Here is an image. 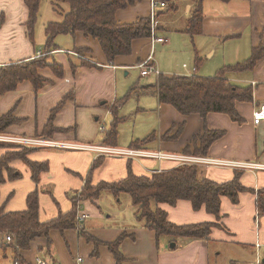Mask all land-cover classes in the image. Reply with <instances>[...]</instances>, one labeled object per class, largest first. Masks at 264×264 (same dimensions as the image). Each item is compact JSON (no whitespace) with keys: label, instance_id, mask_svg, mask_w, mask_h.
<instances>
[{"label":"crops","instance_id":"crops-1","mask_svg":"<svg viewBox=\"0 0 264 264\" xmlns=\"http://www.w3.org/2000/svg\"><path fill=\"white\" fill-rule=\"evenodd\" d=\"M175 4L178 5L176 11L158 19L161 29L156 36L165 39L166 43L152 45L149 39L134 40L131 54L116 57L111 64H108L96 40L82 33L56 36V50L50 53L48 61L62 66V77L55 75L50 68L40 69L38 73L46 82L37 92L29 81H23L14 91L0 95V117L12 113L20 120L3 135L107 147L102 141L114 118L110 108L118 102L116 118L122 121L118 125L115 148L134 149L130 147L133 142L155 134L156 139L152 143L135 150L192 155L203 134V119L196 114L181 115L173 107L160 104L151 88L159 76L214 77L223 68L247 61L253 49L264 48V0H204L202 32L193 38L181 32L190 17L191 3L176 0ZM151 5V0H146L118 10L115 20L124 25L149 18ZM163 10L160 8L157 12L162 13ZM180 11L185 14L182 19L177 16ZM39 17L34 40L30 41L25 27L27 10L24 0H0V68L43 55L44 27L53 16L42 21ZM39 23L43 29L38 31ZM41 45L43 48L39 52L36 48ZM156 53L179 57L182 64L164 66L156 58ZM150 54L160 73L150 75L155 76L154 82L137 83L127 91L122 89V80L131 71L139 70L137 66ZM82 61L90 66H83ZM183 65H186L185 69ZM193 68L195 72L191 73ZM225 76L235 86L250 87L253 100L252 103H236V110L243 120L241 124L224 114L207 115L205 126L222 131L224 135L211 145L206 158L238 163L257 160L260 163L255 164L264 165L259 160L264 161V151L260 149L264 144V121L258 125L253 123V113L264 106V56L252 69L227 72ZM139 78L143 77L139 74ZM65 98L53 119V126L59 131L49 138L44 137L42 133L50 112ZM129 101H132L128 106L131 110L125 113L124 107ZM101 126L104 131H100ZM121 133L124 134L122 142ZM165 135L177 138L161 140ZM34 148L27 155V160L46 164L48 168L40 173L36 184L25 163H11L19 178L0 184V207L4 214L23 212L27 210V196L37 190L38 220L42 224L71 211L69 196L76 192L79 194L87 179L95 187L124 179L128 165L137 176L168 171L177 166V162L169 160L158 162L55 147ZM100 156L101 165L91 173L93 162ZM199 166L205 171L204 177L218 184L233 180L236 171ZM239 172H242L239 182L246 191L239 193L237 204H232L226 197L220 199V227L212 229L206 240L184 239L182 246L175 241L171 248V240L167 237L157 239L154 232L137 219L127 195L122 194L116 199L109 191H102L98 198L78 203L76 217H87L75 230H52L48 238H37L26 251L16 253L8 247L11 254H1L0 264H37L38 261L45 264H117L106 246L121 236L124 237L119 251L125 259L121 264H262L264 216L257 210V193L264 190V170ZM159 207L167 213L168 221L177 226L216 223L215 217L204 209L194 211L187 201H178L173 207ZM87 237L95 239L97 244L88 241ZM212 243L215 246H210ZM9 245L4 242V246ZM95 246H98L97 250ZM224 251L229 256L224 257Z\"/></svg>","mask_w":264,"mask_h":264},{"label":"trees","instance_id":"trees-1","mask_svg":"<svg viewBox=\"0 0 264 264\" xmlns=\"http://www.w3.org/2000/svg\"><path fill=\"white\" fill-rule=\"evenodd\" d=\"M143 1L146 0H49L51 9L56 13L59 21H50L44 27L46 41L43 55L28 62L10 64L0 68V95L14 91L23 81H29L37 92L46 82L38 73L40 69L50 68L55 75L62 77V66L52 60L48 61L50 53L56 50L54 39L58 35L74 36L76 33H82L85 37L96 40L108 64L113 63L116 57L130 55L134 40L151 37V19L150 17L143 18L132 24L120 25L115 20V13ZM156 1L165 5L162 8L164 9L162 13L156 11L157 34L161 29L159 17L170 15L171 11L178 9V5L175 4L176 0ZM187 1L191 3L192 11L181 32L193 38L202 32V2L204 0ZM220 1L227 2L229 0ZM40 4L41 0H24L27 10L25 27L30 41L34 40V30L41 9ZM262 56H264V48H255L247 61L223 68L214 77H158L155 86L151 89L160 104L169 105L184 116L196 114L204 121L203 134L199 137V147L193 153L195 156L206 158L211 145L224 135L222 131L210 130L205 126L208 114H224L235 123L243 122L236 110V103H252L251 88L235 86L228 82L225 75L227 72L237 73L252 69ZM81 64L90 66L83 61ZM66 99L50 112L49 121L42 133L44 137L49 138L59 131L53 126V119ZM117 106L118 102L110 108L114 118L102 141L103 145L109 147L116 146L117 128L122 121L116 118ZM18 123L20 120L16 119L12 113L0 117V135ZM176 138V136L165 135L160 139L168 141ZM155 139L156 135L152 134L143 140L133 142L130 147L139 149L152 143ZM6 145L12 144L0 142V184L19 178V175L11 168V163L14 161L25 163L31 172V179L37 184L40 173L48 167L46 164L27 160V155L36 148L22 145L7 147ZM185 153L188 151L186 150ZM101 163L102 156L93 162L91 173ZM204 172L200 166L180 164L168 171H155L137 176L128 165L126 177L117 183H102L93 187L87 179L79 194L76 192L69 196L72 203L71 211L43 224L38 220V191L35 190L27 196V210L23 212L4 214V209L0 207V249L4 250L10 247L16 253L26 251L37 238H48L52 230L60 232L75 230L77 228L76 209L78 203L82 200L96 199L102 191H109L116 199L122 194L127 195L130 198L131 206L135 209L137 219L147 229L154 232L157 239L167 237L171 239L172 243L177 239L206 240L210 237L212 229L220 227L218 225L222 217L220 199L226 197L232 204H237L239 193L245 192L246 188L239 182L242 172L235 171L233 180L222 184L204 177ZM178 201L189 202L194 211L204 209L206 213L215 217L216 223L184 226L170 223L167 213L159 206L173 207ZM257 210L264 216V190L257 193ZM79 233L82 234V232ZM4 236H9L14 244L10 243L11 245L4 246L2 241ZM123 237L121 236L116 242L106 246L117 264H121L125 260L119 251V244ZM87 240L97 244V241L91 237H87ZM95 247L97 250L98 246ZM96 250L94 255H96ZM17 258L16 256V260Z\"/></svg>","mask_w":264,"mask_h":264},{"label":"built area","instance_id":"built-area-1","mask_svg":"<svg viewBox=\"0 0 264 264\" xmlns=\"http://www.w3.org/2000/svg\"><path fill=\"white\" fill-rule=\"evenodd\" d=\"M151 10H150V19H151V32L152 35L149 38L151 44L155 43H166L165 39L159 38L156 36V28L158 26V21L156 20V11L160 8H164V3L157 2L156 0H151ZM184 69L186 65L182 66ZM140 72L141 77H145L151 74L159 75L157 68L154 66L152 56H150L141 64L137 66ZM195 69L191 70V73H194ZM264 121V106L260 107L253 113V123L255 125L260 124ZM100 131H104V127H100ZM0 142L9 143V144H16L22 145L27 147H55V148H63V149H71V150H79V151H90L94 152L98 155L102 156H113V157H126L130 159L135 158H153L157 160H169L174 162H180L183 164H193V165H205V166H215V167H225V168H235L240 169L243 171L248 170H264V165L255 164V163H238V162H231V161H223L217 159H208V158H200V157H193V156H175V155H166L162 153H153L149 154L144 151L139 150H129V149H117V148H110V147H100V146H91V145H80V144H67V143H60V142H50L43 139H36V138H22V137H8V136H1L0 135ZM86 216L78 217V222L84 220ZM5 243L10 244L13 243V240L6 236L4 238ZM81 260H78L80 262ZM14 264H18L15 262ZM37 264H45L42 261H38Z\"/></svg>","mask_w":264,"mask_h":264},{"label":"rangeland","instance_id":"rangeland-1","mask_svg":"<svg viewBox=\"0 0 264 264\" xmlns=\"http://www.w3.org/2000/svg\"><path fill=\"white\" fill-rule=\"evenodd\" d=\"M183 0H181V2H182ZM41 9H40V12H41V17H39L40 18V20L42 21V19H46V18H48L49 16H53L52 17V21H59V18L58 17H56L57 15H56V13H54L53 11H52V9H51V6H50V3H49V0H41ZM40 12H39V14H40ZM178 17H179V19L181 18H183V16H185V14H184V12H182V11H180V13L177 15ZM40 21V22H41ZM47 21V20H46ZM45 21V22H46ZM41 23H39V25H38V31L41 29H43V25H40ZM157 35V34H156ZM41 38V36L39 37V39ZM40 48H43V45H41V46H38L36 49H37V51H39V52H41L42 50L40 49ZM156 55V58L162 63L163 62V65L165 66L166 64L168 65V66H173V65H176V63H179V65H181L182 64V62H181V60H180V58L179 57H174V56H172V57H166L165 56V54L164 53H156L155 54ZM182 58V57H181ZM145 61V60H144ZM143 61V62H144ZM220 62V61H219ZM139 74H140V72H139V70H137V69H135V71H131V74L128 76V77H126V78H124L123 80H122V85H123V87H122V89H125V91H127V90H129V88L131 87V86H134V85H137V83L138 84H143V83H151V82H154V80H155V76H150V77H147V76H145V77H143V78H139ZM130 102V103H129ZM127 104H125V107H124V110H125V113H127V112H129L131 109L129 108L128 109V106H130L129 104H132L131 102L132 101H129ZM124 125H127L128 126V124L127 123H123ZM117 131H118V128H117ZM1 136H4V135H1ZM122 136H124V134H122L121 133V137H120V140H121V142H122V140L124 139ZM5 144H9V143H5ZM12 145H16V144H12ZM12 145H6L7 147H12ZM91 146H93V145H91ZM14 147V146H13ZM100 147H106V146H100ZM108 147V146H107ZM14 148H16V147H14ZM110 148H115V147H110ZM118 149V148H117ZM129 150H135V149H130V148H128ZM260 149H261V151H264V144L262 145V147H260ZM15 150V149H14ZM124 150V149H123ZM139 151H144V152H147V153H149V154H153V153H162V152H153V151H145V150H139ZM162 154H166V155H173V154H167V153H162ZM175 156H178V157H180V156H184V157H186V156H193V157H198V156H195L194 154H192V155H175ZM201 158V157H200ZM203 158V157H202ZM145 159H150V160H156V161H158V162H161V161H163V160H157V159H153V158H145ZM259 159V158H258ZM260 161H262V162H264L263 160H261V159H259ZM251 163H260V162H257V160H253ZM180 164H183V163H180V162H178L177 163V165H180ZM189 165H193V164H189ZM197 166H199V165H197ZM230 169H233V170H236V171H239L240 169H235V168H230ZM155 172V171H154ZM159 172V171H158ZM152 173V172H151ZM121 205V204H120ZM82 216H86V215H82ZM78 217H81V216H77L76 217V224H77V226H80V223L83 221H81V222H78ZM87 217V216H86ZM6 236H4L3 237V239H2V241L3 242H5L4 241V238H5ZM167 239H169V240H171L170 238H167ZM184 239H177L176 241L178 242V244H179V246H182L183 244H184V241H183ZM176 242V243H177ZM172 244H174V243H171V245ZM210 246H215L214 245V243H212ZM5 252V254L6 255H10L11 254V250L10 249H0V257H1V254H3ZM223 256L224 257H227V256H229V254L227 253V252H223ZM1 259V258H0ZM227 263V262H226ZM228 264V263H227ZM241 264V263H240Z\"/></svg>","mask_w":264,"mask_h":264},{"label":"water","instance_id":"water-1","mask_svg":"<svg viewBox=\"0 0 264 264\" xmlns=\"http://www.w3.org/2000/svg\"><path fill=\"white\" fill-rule=\"evenodd\" d=\"M173 247H174V244L171 245V248H173Z\"/></svg>","mask_w":264,"mask_h":264}]
</instances>
